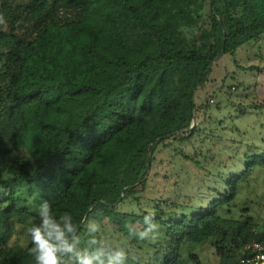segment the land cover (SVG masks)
I'll return each instance as SVG.
<instances>
[{
	"label": "trees",
	"instance_id": "trees-1",
	"mask_svg": "<svg viewBox=\"0 0 264 264\" xmlns=\"http://www.w3.org/2000/svg\"><path fill=\"white\" fill-rule=\"evenodd\" d=\"M202 1L0 0V156L12 142L26 152L0 176V264H34L27 229L44 201L70 213L81 238L89 219L126 238V224H142L148 213L117 209L147 179L153 151L193 133L211 65L264 33V0H209L207 29L189 37ZM58 7L71 12L55 17ZM234 193L188 215L157 206L160 239L128 263L199 264L191 247L218 238L216 264H239L264 231L218 215ZM15 222L24 246L9 243Z\"/></svg>",
	"mask_w": 264,
	"mask_h": 264
},
{
	"label": "rangeland",
	"instance_id": "rangeland-1",
	"mask_svg": "<svg viewBox=\"0 0 264 264\" xmlns=\"http://www.w3.org/2000/svg\"><path fill=\"white\" fill-rule=\"evenodd\" d=\"M214 1L219 7L220 0ZM208 2L203 0L199 5L200 14L204 13L198 22L201 28L187 31L189 37H202L207 29ZM70 12L69 8L58 7L55 17ZM195 103L198 110L191 122L193 133L182 142L170 139L157 145L147 179L134 186L131 197L117 210L142 215L153 213L159 206L166 212L188 215L225 197L235 185L234 198L218 210V215L235 222L244 219L254 233L264 231V162L258 164L260 159L264 161V33L257 40L241 44L232 55H221L211 65L208 81L196 92ZM4 152L0 156L2 178L8 177L12 161L26 155L16 142ZM98 235L113 245L126 246L129 240L106 222ZM26 239L24 226L15 222L9 243L24 246ZM87 240L88 235L81 238L82 243ZM156 240L140 248L129 247L143 262ZM217 242L218 238H210L191 247L199 264H216Z\"/></svg>",
	"mask_w": 264,
	"mask_h": 264
},
{
	"label": "clouds",
	"instance_id": "clouds-1",
	"mask_svg": "<svg viewBox=\"0 0 264 264\" xmlns=\"http://www.w3.org/2000/svg\"><path fill=\"white\" fill-rule=\"evenodd\" d=\"M38 215L39 222L27 229L31 241L28 252L34 258V264H128L130 258H137L135 249L113 245L99 236L101 225L94 219H89L85 227L88 234L85 244L77 231L80 225L73 222L70 213L57 215L52 205L44 201ZM159 227L152 212L143 217L142 224L125 225L129 240L138 241H155Z\"/></svg>",
	"mask_w": 264,
	"mask_h": 264
},
{
	"label": "built area",
	"instance_id": "built-area-1",
	"mask_svg": "<svg viewBox=\"0 0 264 264\" xmlns=\"http://www.w3.org/2000/svg\"><path fill=\"white\" fill-rule=\"evenodd\" d=\"M244 249L245 253L239 258V264H264V241H252Z\"/></svg>",
	"mask_w": 264,
	"mask_h": 264
}]
</instances>
